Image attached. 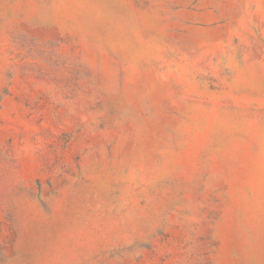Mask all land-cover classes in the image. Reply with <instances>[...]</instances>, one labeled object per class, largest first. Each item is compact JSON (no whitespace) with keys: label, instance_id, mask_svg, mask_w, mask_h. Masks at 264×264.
<instances>
[{"label":"rangeland","instance_id":"obj_1","mask_svg":"<svg viewBox=\"0 0 264 264\" xmlns=\"http://www.w3.org/2000/svg\"><path fill=\"white\" fill-rule=\"evenodd\" d=\"M0 264H264V0H0Z\"/></svg>","mask_w":264,"mask_h":264}]
</instances>
